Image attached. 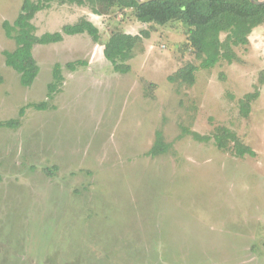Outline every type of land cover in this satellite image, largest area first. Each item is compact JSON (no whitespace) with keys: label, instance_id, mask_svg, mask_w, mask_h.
<instances>
[{"label":"rangeland","instance_id":"rangeland-1","mask_svg":"<svg viewBox=\"0 0 264 264\" xmlns=\"http://www.w3.org/2000/svg\"><path fill=\"white\" fill-rule=\"evenodd\" d=\"M22 3L0 0V123L21 120L0 125V264H264V24L236 47L240 61L198 68L180 86L169 76L200 62L183 23L55 1L36 14L38 35L87 17L101 40L36 45L40 72L24 86L3 54L16 47L3 22ZM117 29L149 34L128 73L104 55ZM79 59L87 64L67 67ZM56 63L65 79L49 99ZM256 87L244 116L240 101ZM221 126L255 155L221 150ZM159 130L172 150L150 156Z\"/></svg>","mask_w":264,"mask_h":264},{"label":"trees","instance_id":"trees-1","mask_svg":"<svg viewBox=\"0 0 264 264\" xmlns=\"http://www.w3.org/2000/svg\"><path fill=\"white\" fill-rule=\"evenodd\" d=\"M61 4L90 5L96 14H101L100 8L109 6L107 15L124 13L131 10L133 15L144 24L166 25L178 21L185 25L188 33V42L192 46L199 65L188 63L176 73L169 76L172 82L192 86L196 81L198 68L211 69L221 60L232 63L240 61L236 47L246 46L250 43V34L253 30L264 24V3L254 4L250 0H153L139 4L136 0H23L21 11L14 22L5 20L3 27L6 35L16 42L13 50H4L6 64L21 75L24 86H31L40 72L39 64L34 55V48L38 44L58 43L64 35L87 33L95 43L101 40V30L87 17H82L75 23L65 24L60 31L37 34L33 22L36 14L50 7L52 2ZM148 31L133 34L122 30H115L103 44L104 55L111 62L115 71L128 73L132 70L129 63L135 55L137 48L143 49L144 37ZM190 49V48H188ZM191 50V49H190ZM87 61L79 59L67 63V67L75 71L78 66L86 65ZM0 75V83L2 82ZM63 68L60 63L54 65L53 81L48 86V97L53 99L64 84ZM261 81H264L262 77ZM260 95V88L247 93L240 101L241 112L248 116L251 102ZM46 103H33L31 106L43 109ZM26 107L20 110L24 116ZM20 119H10L0 125L18 127ZM191 132L197 140H209L210 136H203L198 132ZM212 138V137H211ZM214 139L221 150H233L236 154L255 155V151L248 145L239 141L237 133L221 126L214 133ZM233 143V147H232ZM172 150V143L165 140L164 133H156V141L148 152L150 156L166 154Z\"/></svg>","mask_w":264,"mask_h":264},{"label":"water","instance_id":"water-1","mask_svg":"<svg viewBox=\"0 0 264 264\" xmlns=\"http://www.w3.org/2000/svg\"><path fill=\"white\" fill-rule=\"evenodd\" d=\"M139 4H144L146 2H150V1H153V0H136ZM252 3L254 4H263L264 3V0H250Z\"/></svg>","mask_w":264,"mask_h":264}]
</instances>
